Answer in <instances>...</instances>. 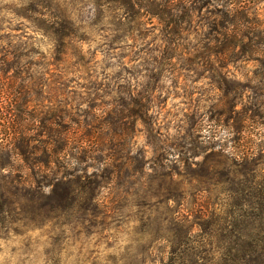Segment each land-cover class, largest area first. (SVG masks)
Returning a JSON list of instances; mask_svg holds the SVG:
<instances>
[{
  "label": "rangeland",
  "instance_id": "1",
  "mask_svg": "<svg viewBox=\"0 0 264 264\" xmlns=\"http://www.w3.org/2000/svg\"><path fill=\"white\" fill-rule=\"evenodd\" d=\"M60 1L69 5L81 28L64 58L58 54L53 38L39 30L38 19L29 10L38 0H0V111L9 107L16 110L14 117L0 114L1 141L14 143L13 135L20 133L34 137L35 117L42 109L64 107L75 118L84 120L80 116L87 114L90 120H101L114 108L124 110L128 116L136 109L134 100L148 95L158 139H149L141 122L132 132L133 120L124 119L122 124L128 129L123 139L126 157L122 164L138 152L146 161L153 159L156 144L163 143L169 153L168 166L181 173L175 178L176 185L180 192L186 186L185 194L195 190L188 186L190 176L194 171L204 173L196 163H205L206 158L208 167L242 170L237 163L244 146L262 155L257 167L264 173V56L255 53L264 50V0H134V10L128 14L126 8L121 10L107 2L111 0ZM160 3L168 9L164 21L151 14ZM222 11L243 14L252 22L230 27L225 41H232L237 32L247 35L249 27L255 33L232 50L218 53L221 48L218 45L216 49V40L222 42L224 38L215 27L222 21ZM113 15H119V25L113 24ZM172 18L179 23L172 22ZM224 84L231 90L228 98L224 97ZM222 108L243 113V133L232 128L235 113L220 117ZM210 129L218 132L217 139L209 137ZM192 147L198 157L191 158ZM38 157L35 153L31 160ZM0 158V169L6 166L13 172L30 174L14 147H7ZM147 168L143 176H136L140 177L137 190L141 193L130 189L126 181L134 182L135 177L126 175L121 182L106 184L98 192L104 206H112L118 192L123 213L107 218L102 215L94 227L69 229L67 264H164L171 250L158 236H166L169 230L170 235L175 231L173 236L183 237L187 229L171 223L174 215L196 213L206 204L193 196L165 203L162 170L153 172L150 164ZM87 169L93 174L96 167ZM127 169L125 166L124 171ZM151 178L155 181L150 182ZM122 187L125 189L119 190ZM217 195L213 192V201ZM225 202L221 196L218 203ZM138 204H143L142 208ZM194 222L199 223L195 216L191 219ZM220 226V233H215L213 227L210 230L218 238L226 233L221 231L225 225ZM22 233L10 231L0 236V264H17L27 240L37 244V264L43 262L50 230L36 228ZM202 240L195 228L189 244L194 243L198 263L211 264L216 256L206 252L209 248L199 247Z\"/></svg>",
  "mask_w": 264,
  "mask_h": 264
},
{
  "label": "trees",
  "instance_id": "2",
  "mask_svg": "<svg viewBox=\"0 0 264 264\" xmlns=\"http://www.w3.org/2000/svg\"><path fill=\"white\" fill-rule=\"evenodd\" d=\"M34 1L31 0V3ZM107 2L113 3L121 10L126 8L128 12L125 14L134 10L136 4L134 0ZM29 10L37 17L39 30L51 36L58 54H61L63 58L66 57L68 49L78 37L81 29L74 20L69 5L60 0H38L35 7L31 5ZM166 10H168L167 5L160 3L157 10L151 14L164 21L168 13ZM219 17L222 21L215 27V31L224 40L222 42L220 39L216 40V49L219 48L218 45L221 48L217 51L218 53L232 50L242 42L243 38L249 39L250 37L251 39L255 33L249 27L247 35L244 36L241 32H237L232 41H225L228 36L227 30L230 27H244L245 22L249 25L252 22L246 20L243 14H232L229 11H222ZM113 18V24L119 25L116 23L119 15ZM120 19L122 21V17ZM172 19H174L172 22L179 23L176 18ZM207 49L212 51L210 48ZM260 51L257 49L255 53L258 55L262 53L264 56V50ZM223 93L225 98L231 94V90L226 88L225 84ZM149 102L148 95H141V99H135L132 103L136 109L130 110L128 116L125 115L124 110L119 111L114 108L101 120H90L87 114L80 116L84 120L75 118L64 107L48 111L42 109L35 117L37 128L34 137L20 133L16 134L17 136L13 135L14 143L9 139L0 140V157L7 147H14L18 155L29 166L30 171L29 175H24L21 171L13 172L7 170L6 166H1L0 236L10 231L21 234L24 230L49 229V244L45 248L44 260L41 264H67L70 258L66 250L69 247L68 241L71 240L67 236L69 229L73 226H80L84 229L88 226L94 227L102 215L107 218L109 214L123 213L119 201L121 195L118 192L114 202H111L112 206L102 205L99 202L98 192L106 187V184L121 182L124 175H126L125 178L135 177L134 182L127 180L126 183L131 187L130 189L137 190L140 186V177L136 176H143L150 164L153 172H157L158 169L162 170L160 177L164 179L162 188L165 191V203L170 204L178 198L186 199L187 196H193L195 200L206 204L202 205L196 213L189 211L188 215L182 217L174 215L171 223L187 229L183 237L173 236L172 233L176 234L175 231H172L170 235L169 230L166 236H158L160 241H166L169 244L171 250L169 256L164 259L165 262L168 260L164 264H186L187 262L188 264H200L197 261L199 254L194 252V243L189 244L194 237L195 228H198L203 239L199 247L209 248L206 252L213 257L216 256L211 260V264H264V173L257 167L258 159L262 155L244 146L239 156L240 162L237 163V166L243 168L239 171L215 169L211 167L213 165L208 167L206 158L205 163H196V166L204 168V173L194 171L190 176L188 186L195 190L185 194V186L183 192H180V186L176 185L175 178L181 176V173L168 166L170 159L167 155L169 153L163 143L160 144L162 146L156 144L155 155L151 160L146 161L142 153L138 152L125 164L121 163L126 157L122 148L125 131L128 129H125L122 124L124 119L129 117L133 120L130 125L132 132H136L135 127L141 122L146 127L148 138L154 141L158 139V136L154 135ZM127 105L124 106L127 108ZM259 109L260 107L257 110ZM15 111L9 107L3 111L4 113L0 111V114L14 117L16 116ZM228 112L236 115L232 128L237 133H243L242 124L245 120V117H242L243 113L222 108L219 115L227 117ZM205 129L207 126L204 127ZM214 131L216 130L210 129L211 139L218 137V132ZM34 143L36 145L32 148ZM195 149L192 147L189 150L191 158L199 155L196 154ZM35 153H38L39 157L31 160V155ZM72 161H77V164H72ZM185 163L188 164V161ZM81 165H86V167L83 168ZM94 166L96 167L95 172L89 174L87 168ZM125 166L128 167L126 171H124ZM149 181L153 182L155 178ZM121 189L125 187L119 188ZM126 192L128 191L124 193ZM213 192L218 194L215 201L212 198ZM221 196L225 197L226 201L222 205L218 203ZM142 206L143 204L137 205L139 208ZM194 216L199 223H191ZM144 220L140 218V221ZM147 220L150 221V218ZM221 224L225 225L221 231H226V233L218 238L210 230L213 227L217 229L215 233H220ZM217 239L218 242H216ZM36 248L37 244L27 240L17 264H37ZM187 251H192L194 254H187ZM222 251L225 252L224 255ZM201 261L205 262L206 259L202 258Z\"/></svg>",
  "mask_w": 264,
  "mask_h": 264
}]
</instances>
